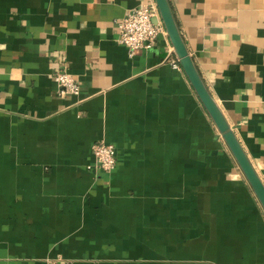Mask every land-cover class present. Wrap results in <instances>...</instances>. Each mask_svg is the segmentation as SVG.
Returning a JSON list of instances; mask_svg holds the SVG:
<instances>
[{
  "label": "crops",
  "instance_id": "obj_1",
  "mask_svg": "<svg viewBox=\"0 0 264 264\" xmlns=\"http://www.w3.org/2000/svg\"><path fill=\"white\" fill-rule=\"evenodd\" d=\"M151 1L0 0V264H264V208L169 36L118 41ZM169 2L264 183V0Z\"/></svg>",
  "mask_w": 264,
  "mask_h": 264
},
{
  "label": "built area",
  "instance_id": "obj_2",
  "mask_svg": "<svg viewBox=\"0 0 264 264\" xmlns=\"http://www.w3.org/2000/svg\"><path fill=\"white\" fill-rule=\"evenodd\" d=\"M119 43L128 49L129 56L135 57L142 50L154 46L159 36H168L155 1H151L127 14L118 23ZM172 66L181 69L178 59L171 61ZM55 82L63 95L80 96L82 86L66 71L55 75ZM94 168L106 174H111L117 167V149L106 142H96L93 145Z\"/></svg>",
  "mask_w": 264,
  "mask_h": 264
},
{
  "label": "water",
  "instance_id": "obj_3",
  "mask_svg": "<svg viewBox=\"0 0 264 264\" xmlns=\"http://www.w3.org/2000/svg\"><path fill=\"white\" fill-rule=\"evenodd\" d=\"M161 15L162 22L166 28L169 39L174 48L181 68L185 72L194 90L200 98L203 106L211 116L223 140L235 157L245 177L250 183L258 200L264 208V183L255 171L251 161L245 153L231 126L207 89L191 54L181 35L179 26L175 20L169 0H155Z\"/></svg>",
  "mask_w": 264,
  "mask_h": 264
}]
</instances>
